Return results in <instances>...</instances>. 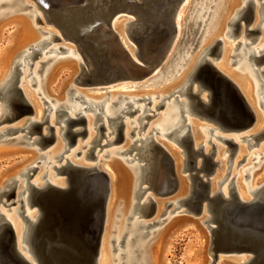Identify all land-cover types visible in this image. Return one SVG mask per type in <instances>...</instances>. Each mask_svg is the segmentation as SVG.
I'll list each match as a JSON object with an SVG mask.
<instances>
[{"label": "bare ground", "instance_id": "obj_1", "mask_svg": "<svg viewBox=\"0 0 264 264\" xmlns=\"http://www.w3.org/2000/svg\"><path fill=\"white\" fill-rule=\"evenodd\" d=\"M84 1H85L84 5L81 6V3H83ZM175 1L176 0H146V1L144 0H55L57 4L55 12L59 17H61L59 25L68 34L73 33V36L76 39V41L71 42V44H74L76 46L77 52H79L82 58L76 54V51L70 48L56 47L51 45L52 42L55 41L53 39V37L55 36L61 38V40L62 38L64 40L66 39L62 36L59 28H57L54 22L51 23L47 22L48 24H51L56 30H58L59 36L48 31L42 32L47 36L44 37L36 45H34L32 48L33 50L31 52L30 50H28V52L22 58V60L17 62V65H19V67L22 66V68H25L28 66V64L25 63V60L31 59V57L33 56V51H39L40 53L43 54L44 57L46 54L52 53L54 57L61 52L59 48H63L64 50L70 52L69 57L76 60L80 65L81 71L79 76L75 79L76 83L81 82L85 79H91L93 81L105 80L107 81L105 83L107 85L115 82H120L121 80L138 82L150 76L155 77L159 75L161 71L164 69L163 63L166 60V58L169 56L172 46L176 41H177L176 42L177 45L179 44L180 47L175 55L177 56V54L184 52L182 56L183 59L181 57L180 61H178V65L187 62L185 64L186 67H184L183 69L181 67V69L178 71L175 68L177 72L176 73L177 76H179L180 74L181 76L179 77L176 76L177 79L174 81L175 82L174 85L171 88H167L163 90L159 94L160 95L159 98H161V103L164 102L166 99H169V97H171L172 95L178 94L174 97V100L171 103V106H175V109L172 111L171 114L167 115L164 120H159V122L155 124V128H153V130L157 131V133H159L160 136L164 138L170 137L171 140H173L180 148V150H176L175 148H167L163 146L175 161L176 172L180 183L178 190L175 193H173L171 196L163 197V196L155 195L156 196L155 197L153 195L154 194L153 190L149 189V184L147 182V178H148L147 166L145 161L141 157L147 153V146L151 142V140H155L152 132H149L144 137L135 139L131 143L129 149L127 150H124L123 148H118L110 152L106 151L104 153L107 154L108 152L110 154L126 156L130 152L135 151V153L131 158L127 157L123 159V162L127 165V169L132 173V176L129 175L124 169H122L121 171L118 170L120 167L119 165L117 167L112 165H108V166L104 165L103 167H100L99 162L93 164L90 162L91 164H86L87 163L86 161V163H83V161L86 160L85 158H87L88 153H90L92 149L99 148L98 144H106V147L112 146L113 144L120 145L123 144V142L126 143L127 138L134 135L135 130H137V132L140 133L141 130H143L147 126V123H142L144 119H149V118H145L148 115L146 113L148 112L154 113V110L148 109L147 108L148 104H145L144 106L136 105V104L148 99L141 98L142 96H139L138 94H131L127 96H118V97H116L115 94H112L109 97V99H107L96 96L91 97L89 95L82 94L80 92H75V95H72L68 100L65 99L66 101L63 100L62 102L57 101L55 106L51 105V102H53L54 100H50L48 109H45V111L48 112L46 116H49V118L51 119L50 122L52 121L55 122L56 124L59 123L62 124L61 127L57 128L55 132L57 141H55L56 143L54 142V144H52V150L49 151L48 153H45L49 155V153L52 152L53 154L51 155L53 157L52 158L50 157L51 159H48V161H46L48 165L51 164L50 168L53 169V171L55 170L53 167L61 168L63 165L67 164V160H68L70 164H73L75 166L99 168L100 170H103L106 173H108V175L110 176L111 196L108 204L107 221L105 224L104 234L102 238L98 264H110L111 261L110 257L112 255L111 247H110L111 228H112L115 212L117 210V203L120 199L124 200L123 201L124 205L122 207L123 210L121 212L122 216L125 215L124 219L127 220L134 218L133 222L129 224L130 226L128 225V227L123 228L124 226L122 227V225L120 224L121 225L119 226L120 228L117 227L118 229L116 231L117 234L116 239L114 240L112 239L111 241L112 243L116 242L113 248V252L120 250L121 247H124V249H122L123 251L119 254V256H123L125 258L124 262H122L121 264H158L156 255L153 252H151L152 248H150L149 253L147 254L149 244H147L146 242L145 243L142 242V238L146 237L149 234H154L156 232H159L160 229L157 231H150L149 229L155 227L156 225L168 223L170 220L175 219L176 216H186L183 219L185 222H189L197 226L198 230L201 232L206 242L205 254L207 258L205 260L206 261L205 264H211L212 259L210 258V255L208 253L210 241H211V234H210V230L207 228V225L205 224V222L208 221L210 218L207 209L204 208L200 216H193L189 212H186L183 206L179 207V201L181 199L186 198L189 195V190H190V180L188 178V172L182 171L185 163V152L181 147L182 144L181 138L186 137V125L189 124L190 126L189 128H191V122L189 121L187 114L197 115L193 110L192 107L193 102L191 100V96L189 94L190 92L188 91L187 86L195 76L198 69L208 60L207 56L211 54L213 46H209L208 44L209 42L205 38L204 41L202 42L201 50L197 55L193 57L190 56L185 58L186 57L185 54L191 49V46H193L195 40L196 42H199V39H197L196 37L197 30L199 27H201V24L203 23L202 18L207 13L211 14V12L209 11V8H207L206 6L207 4L206 2H204L203 4L196 5L195 13L191 16V18H189L187 26L184 30V34H182L180 22L183 19V12H184L183 9L187 6L189 0L181 1L173 22L174 31L172 33L169 28V12H170L169 6L173 4V2ZM252 1L253 0H245L238 14L233 15L230 20H227V22L222 24V26L227 25L229 27L226 33L229 38L235 37L236 33H234V31L236 28V24L237 22L240 23L243 20L244 16L246 15V12L249 9V6L253 4ZM39 2L45 4L46 6L49 5L48 3H45V0H39ZM183 4L184 6H182ZM24 5L25 4H23L21 0H0V9L3 8V10H0V19L2 20L6 16H10L11 14L20 13L21 11H24L26 8L25 7L26 5L25 6ZM115 11L118 12L109 21V18ZM257 13L261 14L262 21H264V0L261 2L260 7H257ZM37 15H39L38 12L32 11L30 17L32 16V19L36 20ZM122 18L127 19V22H125L123 25L120 24L119 26H116V23ZM215 18L216 16H214L213 20ZM204 20H205L204 22H207V18ZM123 26H125L129 38L135 43L136 47L133 44L126 46L123 43L124 39H122L120 34L121 32H123L122 29ZM242 26L243 25H241V27ZM245 27L248 28L249 24L248 26L245 25ZM248 30L251 29L246 30L244 39H247L248 35L251 34L248 32ZM209 31L210 30L206 31L205 33L206 36L209 33ZM173 34H174V39L172 45L166 57L161 58L163 48L168 43L169 37L173 36ZM66 41L70 42L69 40ZM253 43L254 41L250 43L243 41L235 45L236 50L239 49V52L233 56L234 57L239 56L240 59L235 61L233 64H236L240 60H243L244 61L243 66H248L250 68H253L252 70L253 74H251V78L253 76L254 79L252 80L253 81L255 80L256 82L255 85L256 89L255 88L254 89L255 91H257V95L259 97L258 100L260 106L258 107L260 108L262 107L264 110V85H263L264 75L260 73V71L262 70L257 67L258 64L256 63L255 60V57L260 58V60L262 61L264 60V44L253 47L252 46ZM46 46H51V47L44 50ZM195 49L196 48H192L191 51L193 52ZM229 49L230 47L228 48L226 47L224 49L221 63L216 65H214L213 63L212 64L221 73L226 75L231 81H233L237 85L241 93L246 98L248 104L251 106L252 110L255 113V121L253 125L247 130V132L250 131L251 133L254 134L256 132V127L260 128L261 126L262 114L259 111L260 109L257 108L256 106L259 104H255L254 102L255 99H253V90L251 86L248 84L249 82L243 80V84H241L242 82H238L240 80L237 81L236 80L237 77L235 78L232 75L233 73L231 74L230 71L226 69L228 58L230 55ZM135 56L137 57V59ZM170 58L171 56L169 57V61ZM178 58L179 57H176V60ZM208 61L211 62L210 60ZM56 63L51 65L48 71L46 70L47 73L44 79H46L49 82L50 79L48 78L49 75L51 74L50 72ZM81 65L84 68V70L82 69ZM40 68L41 67H39L38 70ZM175 70H174V74H175ZM119 72L122 73L124 76L119 77L117 75ZM13 74H15L14 70L9 74L8 78L3 83L0 84V90L2 91L0 94V101L1 104L3 105V107H1L2 105L0 104L1 105L0 120L2 119L4 120L5 115L7 114L8 108L2 96L7 92V90L12 85ZM100 77L103 78L100 79ZM113 77L114 79L112 80ZM258 80H261V83H259ZM167 82L168 80L165 81L163 84ZM193 83L194 86L192 90L197 91L198 85H195L196 84L195 82ZM48 89L53 90V87H51V85L49 84ZM171 90L172 93L170 94ZM73 91L76 90L74 89L70 90L68 94H70ZM24 92H25V96L29 99V101L32 102V98L30 97L28 91L25 89ZM203 92H206L207 95H202L203 97H201V94ZM181 96H187L189 98V101L180 99ZM176 97L177 100H175ZM200 97L203 100L208 101V91L207 90L200 91ZM106 99L108 101L107 104H105ZM149 99L152 102H154L156 100V96L151 95ZM130 108H133L134 113L138 112V114L133 121H125L126 120L125 117L127 115H130L128 113L133 112L130 110ZM157 108L158 106H155V109ZM86 110L92 113L93 116L95 117L93 120L94 129L97 132L95 137L92 131V121L89 120L87 126V130L88 127L90 128V133L88 130L87 139L89 140L93 139L91 141L92 147L89 150H87V154L86 153L83 154L82 162L70 161L69 159L65 158L64 163L57 165L63 158L60 161L58 159L61 156L63 157L64 154L70 152L69 151L70 147L74 146V148H76L74 151H72V153H70L75 157L78 155L77 154L78 152L80 154L82 148L88 145L85 144L84 146H82V148L79 149L78 148L79 138L77 139L75 144L70 145L69 138L67 135L69 131V125H68L69 119L75 118L76 115L85 114L84 112ZM50 112L52 113L49 115ZM34 116L35 117L33 119H30L29 121L27 120L24 121L23 118L17 120V123L22 124V126L19 128H24L27 125H29L30 122L38 121V119L41 118L40 110L37 107ZM46 116H44L42 119H44ZM184 117L187 118V121H183ZM200 118H202V116H200ZM103 119H107L108 123L106 120L103 122L102 121ZM203 119L209 120L210 122H214L218 126V129L208 128V127L203 128L206 130V132H208L210 136L214 135L215 139L223 143H226L224 141V139L226 138L233 139V137L232 138L223 137L214 134L217 130H223L228 133H233L232 131L224 128L220 124V122H215L210 118H203ZM120 120H124L125 122V128L123 130V140L116 142V139L118 137L116 126L118 125ZM127 123L134 124V127L132 128L131 132L129 129H126ZM101 125L106 128L105 131L103 132H100L99 130V127ZM6 129L0 130V138L5 136L4 133ZM247 132L244 133L241 137H239V139L241 138L245 140V143L248 144L249 148H253L254 146H252L251 142L253 141V137L258 136V134L249 136L247 135ZM61 137L65 141V146L63 148L60 144V141L58 140ZM110 137L112 138L110 139ZM105 140L106 142L104 143ZM249 140H251V142H249ZM159 144L161 145V143ZM193 144H194L193 145L194 148H202L205 153L210 152V151L206 152L203 146L196 147L194 140H193ZM30 145H34V144L30 143ZM229 150H230V155L228 159L229 162H231V158H232L231 149L229 148ZM242 152H244V149L241 150V153ZM219 156L220 158H222V153H220ZM54 159H56V161ZM200 163L201 160L198 161V165H200ZM223 163L224 162H222V165ZM33 164L35 163H30L29 164L30 167L23 170V172H25L31 167H34L32 166ZM66 166H68V164ZM221 170L222 169H218L217 171H215L211 179L212 194L216 192H221V194L225 198H230V195L234 193L233 192V187H234L236 189V194L238 198L244 202H254L264 198V181L255 187L253 186V188L248 187L246 190H244L243 180L240 177L237 182L238 190L233 181L230 182L227 187L224 184L221 186V184L223 183L222 179L224 177V170L223 172ZM23 172H21V174ZM51 175L52 174L46 176L45 174H43L41 177L36 178L34 182H30V183H33L34 186H36L39 189H46L49 184L55 185L62 189L67 187L66 178H64L65 176L64 177L62 176V178L57 180L54 179L55 176H58V172L56 171L53 174L54 176L53 178L54 181H53ZM228 175H229V171L227 177ZM40 178H45V181L40 182L39 181ZM10 180H7L3 183L0 192L5 190V186L7 185L8 182H10ZM22 182H21V187L18 188V192L15 197V200L18 201L19 200L18 194L22 193L20 199L24 201V204L28 209L27 212L33 210L31 211V213H27L30 218V221L27 223L23 221L22 224L20 223L15 224L5 214L4 216H5V220H8L16 231L18 237L17 239L18 252L30 264H37L34 256V251L31 245V238L34 234L36 226L40 221V214L37 212V209L35 207L31 209L28 208L30 202L29 189L27 186L26 179H24V181ZM144 185L145 187H143ZM150 191H152L153 194L148 193ZM145 194H147L145 200L143 202H139L138 200ZM132 195L133 198L136 199L137 201H135L130 205V200L132 199L131 198ZM150 200L154 201L156 204L155 212L150 216L155 218L156 215H158L161 212L160 213L161 216L165 213L168 214V217L166 219L161 221L160 220L161 216H160L157 219L155 218L154 221L152 219L153 222L139 221L140 218H142L143 216H149L148 206ZM169 204H171L170 207H168ZM135 214H137V217H134ZM122 228L124 229L123 231ZM132 244L133 245L136 244V248L133 249ZM141 253L142 255L143 254L145 255L140 260L139 255L141 256ZM221 255H225V256H221ZM226 256L234 257L237 260L236 264H251L254 261V257L250 252L248 253L221 252L216 263L217 264L219 263L220 259H222L221 257H226Z\"/></svg>", "mask_w": 264, "mask_h": 264}, {"label": "rangeland", "instance_id": "obj_2", "mask_svg": "<svg viewBox=\"0 0 264 264\" xmlns=\"http://www.w3.org/2000/svg\"><path fill=\"white\" fill-rule=\"evenodd\" d=\"M21 1L26 6L27 5L31 6L30 9H28L29 7H26L24 5L26 7L24 11H21L20 13L11 14V15L9 14L10 16H6L2 20L0 19L1 20L0 21V84L3 83L8 78L9 74L14 70L15 74H14L13 80L15 79L19 80L17 81L15 88H18V87L21 88L24 95H25L24 90L26 89L30 97L32 98V102H30L29 99L25 96L27 100L29 101V103L30 104L32 103L31 106L34 110L33 111L34 113L25 114L22 117L24 121L27 119H33L35 117L34 115L36 112V107L40 110V117H41L40 119L42 120V118L48 114V112H46L45 109H48L50 100H54L53 102H51V105L55 106L57 101L59 102H62L63 100L66 101L72 95H75V92H80L82 94H86L91 97L96 96V97L107 98V99H109V97L112 94H115L116 97L127 96L131 94H138L139 96H142L141 98H146L148 100L141 101L137 103L136 105L144 106L145 104H148L147 108L154 110V113H149V112L146 113L148 115H151L152 116L151 118L144 119L142 121V123H147V126L143 130H141L140 133H138L137 130H135L134 135L128 137L126 140V143L123 142V144H120V145L113 144L112 146H107L101 152H99L100 148L92 149V153L91 154L88 153L87 158H85L86 160L83 161L82 160L83 154L84 153L87 154V150H89L92 147L91 141L93 139L92 140L87 139L88 136L84 139L83 138L84 136L82 135V136H79V140H78L79 147L78 148L79 149L82 148V146H84L85 144H88V145L82 148L80 151V154H78L75 157L71 155L70 153H72V151H74L76 148H74V146L70 147L69 148L70 152L64 154L63 159L57 165L64 163L65 158L69 159L70 161H79V162L83 161V163H86L87 161L86 164H91V163L93 164V163L99 162L100 167H103L104 165H107V166L112 165V166L117 167L119 165L120 167L118 170L121 171L122 169H124L129 175L132 176V173L127 169V165L123 162V159L127 157L131 158L133 154L135 153V151L130 152L126 156L110 154V153H107L106 155H104V153L106 151L110 152L118 148H123L124 150H127L129 149V147L131 146V143L135 139L144 137L149 132H152L155 140L161 143L162 146L180 150L179 146H177V144L173 140H171L170 137L164 138L160 136V134L157 133V131L153 130V128H155V124L159 122V120H164L165 117L171 114L172 111L175 109V106H171V103L173 102L174 97L178 94L172 95L171 97H169V99H166L162 103H161V98H159L160 96L159 94L163 90L167 88H171L174 85L175 83L174 81L177 79V77L181 76V74L177 76L176 70L178 71L181 69V67L182 69L186 67L185 64L187 62L181 65L180 64L178 65V61H180L184 52L177 54V56L175 55L178 52L179 47H180L179 44L177 45L176 43L177 41L174 42L169 56L166 58V60L163 63L164 69L161 71L159 75L155 77L150 76L138 82L121 80L120 82H115V83H111L107 85L106 84H96L92 86L81 85L75 82V79L79 76L80 71H81L80 65L76 60L69 57L70 52L68 51H61L59 54H57L54 57L52 53L46 54L45 57L43 56L42 53H39L35 57V59L30 62V64L32 65L31 67L27 66L25 67L26 69L22 68V66H20L21 68L19 66L17 67V62L22 60V58L26 55L28 50H30L31 52L33 50L32 49L33 46L36 45L44 37L47 36L46 34H43L42 32L48 31V32H51L59 36L58 30H56L51 24H48L43 14L36 10L35 2H33L32 0H21ZM244 1L245 0H189L187 6L183 9L184 11L183 19L180 22V26H181L182 34H184V30L187 26L189 18H191V16L195 13V6L206 2L207 3L206 6L207 8H209V11L211 12V14L207 13L202 18L203 23L201 24V27L198 28L197 33H196V37L197 39H199V42H196L195 40V43L193 44V46H191V49L188 52H186L185 58L190 57V56L193 57L197 55L201 50L202 42L204 41L205 38L209 42L208 43L209 46H213L212 51H211L212 54H209L207 56V59L210 60L211 63H213L214 65L222 62V55H223L224 49L226 47L227 48L230 47L229 49L230 55L228 58L226 69L230 71L231 74L233 73L232 75L235 78L237 77L236 80L237 81L240 80L238 82H242L241 84H243V80L249 82L248 84L251 86L253 90V99H255L254 102L255 104H259V100H258L259 97L257 95V91H255L256 82L255 80L254 81L252 80L254 79L253 76L251 78V74H253L252 72L253 68H250L248 66H243V63H244L243 60H240L238 63L233 64L235 61L240 59L239 56L234 57L233 55L239 52V49L236 50L235 48V45L239 42L244 41V42L250 43L254 41V43L252 44L253 47L264 44V21H262L261 14L257 13V7H260L261 2L263 0H253L252 1L253 4L251 5V8L254 11L253 21L249 24V27L246 28L245 20L243 19L240 22V25H243V26L239 28L238 32L235 34V37L229 38L226 34L229 27L227 25L222 26V24L227 22V20H230L233 15L238 14ZM184 4L182 6H184ZM0 10H3V8ZM32 11H36L39 13L40 16L37 21L33 20L32 16L30 17V15L32 14ZM214 16H216V18L213 20ZM206 18H207V22H204L205 21L204 19ZM125 22H127V19L122 18L116 23V26H119L120 24L123 25ZM122 29L124 33L121 32L120 34H121L122 39H124L123 43L126 46L133 44L136 47L135 43L129 38L126 32L125 26H123ZM247 29H255L257 31L254 34L248 35L247 39H244V35ZM207 30H210V31L206 36L205 33ZM51 45L56 46V47L70 48L76 51V54L79 57H81L79 52H77L76 46L74 44H71V42L64 40L63 38L62 40L53 41ZM49 47L51 46H46L44 50L48 49ZM192 48H196V49L192 52L191 51ZM170 56L171 58L169 61ZM176 57H179V58L176 60ZM29 61L30 59H26L25 63H28ZM41 62H44L45 64ZM54 63L56 64L53 66L50 72L51 74L49 75V78H48L50 79V82H49L44 78H45V75L49 67H51V65H53ZM39 67L41 68L38 70ZM257 67L261 70H264V64H258ZM20 70L24 72L20 74ZM174 70H175V74H174ZM206 77L212 79V75L210 73H207ZM167 80L168 82L163 84ZM263 81H264V78H263ZM258 82L261 83V80H258ZM195 83H196L195 85H198L197 82ZM49 84L51 85V87H53V90L48 89ZM73 89L76 91H73L70 94H68V92ZM171 93H172V90L170 91V94ZM151 95L156 96V100L154 102H152L149 99ZM202 95H207V93L203 92L201 94V97H203ZM107 99L105 100V104H107L108 102ZM180 99L189 101V98L187 96H181ZM0 104H1V101H0ZM155 106H158V108L155 109ZM256 106L257 108L260 109L258 110L262 114L261 126L260 128L256 127V132L254 134L251 133L250 131L248 132L246 131L247 135L249 136H252L255 134L259 135L262 133L261 134L262 136L257 140V145L254 146L253 148H249L248 144L245 143V140L241 138L239 139V137H241L246 132L228 133L223 130H217L214 133L215 135H218V136L231 137V138L233 137V139L235 140L237 144V148L233 149L231 162H229V159H228L230 155L228 144L215 139L214 135L210 136L208 132H206V130L203 129L205 127L218 129L217 124H215L214 122H210L209 120L200 118V116H197L194 114H187V117L189 121L191 122L190 131H191L193 140L195 142V146L196 147L203 146L206 152L211 151L215 153V161L218 162V165L216 166V171L218 169H222L221 171L223 172L224 170V177L222 179L223 183L221 184V186L224 184L227 187L229 183L231 182V179L234 178L233 182L235 186L237 187V182H238L239 177L242 178L243 180L244 190H246L248 187L253 188V186L255 187L264 181V172H263L264 171V110L262 107L261 108L258 107L260 106V104ZM1 107H3V105ZM130 110L133 111V108H130ZM51 113L52 112H50L49 115ZM84 113H85L84 114L85 118L87 119V126H88L89 120L92 121V131L95 137L97 133L96 130L94 129V124H93V120L95 117L93 116L92 113L88 112L87 110ZM137 114L138 112L134 113L133 115H127L125 117L126 119L125 121H133L135 117L137 116ZM72 117H75V116H72ZM40 119H38V121H41ZM34 120H37V119H34ZM105 120L107 121V119H103L102 121L104 122ZM51 124L55 128V132L57 128L61 127L62 125L61 123L56 124L55 122H52V121H51ZM13 126L21 127L22 124L17 123V121L8 120L0 124V130L13 127ZM133 127H134V124L127 123L126 129H129L131 132ZM88 130L90 133L89 127H88ZM25 132L26 131H19L15 133L14 135L4 136L0 138V189L3 183L10 179L18 180L20 182L18 183L19 185L18 188H20L21 182L24 181L25 179V177H23L21 172H23V170H25L26 168L30 167L29 166L30 163H35L32 166H35L38 169L37 171H35V175L29 180V182H34L36 178L41 177L43 174H45L46 176L52 174L51 177L52 179L54 178L53 174L56 171L55 170L53 171V169L50 168L51 164L48 165L46 163L48 159H51L53 157L51 156L53 154L52 152L49 153L50 156L48 154H45L52 150V145L50 144L42 145V146L41 144L30 145L31 140L38 137L37 135L39 134H32L31 136H29L30 140H26L22 138V139H15V140L10 141L11 139L19 138L23 136ZM45 133L47 132L45 131ZM111 138L112 137H110V139ZM58 140L60 141V144L63 148L65 146L64 139L61 137ZM105 142L106 140L104 141V143ZM253 143H255V140L251 142V144ZM243 149H244V152L241 153V150ZM220 153H222V158H220L219 156ZM42 155H45V157ZM94 155H96V157H94ZM54 160L56 161V159ZM55 161H52V162H55ZM222 162H224L223 165H222ZM228 171H229V175L227 177ZM47 172L50 174H48ZM62 176L63 177L65 176L64 178H66V175L62 173V175L58 174V176H55L54 179L56 180L60 179L62 178ZM39 181L44 182L45 178H40ZM143 187H145V185ZM237 190H238V187H237ZM148 193L153 194L152 191ZM146 195L147 194L142 196L138 201L143 202L146 198ZM153 195L155 196V194ZM131 198L132 199L130 200V205L134 203L135 201H137L136 199L133 198V195L131 196ZM8 199L9 200H7L6 196H3L1 198L2 202L7 201L6 202L7 205L16 201L15 198L12 197V193L9 194ZM123 201L124 200L122 199L118 201L117 210L115 212V216H114L113 223H112L111 236H110V247H111L112 255L110 257L111 259L110 264H121L122 261L124 262L125 258H123L124 260H122L121 257L119 256V254L123 251L122 249H124V247H121L120 250L113 252V248L116 242L112 243L111 241L112 239L113 240L116 239L117 237L116 231L118 228H120L119 226L122 225V227L124 226L123 228L128 227V225L131 224L134 219V218H131V219L125 220L124 219L125 215L122 216L121 212L123 210L122 207L124 205ZM2 202L0 203L1 213L9 217L15 224H19V223L22 224L23 219L16 213V208L19 207L18 206L19 203L7 207V206H3ZM31 211L33 210H30L27 213H31ZM160 213L156 215L155 217L156 219L161 216ZM150 215L143 216L142 218H140L139 221L153 222L155 218H153ZM134 217H137V214H135ZM167 217H168V214L165 213L160 217V220L162 221L166 219ZM185 217L186 216H176L175 219L170 220L171 222L169 221L168 223H165V224L156 225L155 227L149 230L157 231L160 229L159 232H156L154 234H149L146 237H143L144 239L142 238V242L144 243L146 242L147 244H149L147 254L149 253L150 248H152L151 252H153L156 255L158 264H205L206 263L205 260L207 257L205 254V246H206L205 239L203 235L201 234V232L198 230L197 226L189 222H185L183 220ZM123 228H122V231L124 230ZM132 248L133 249L136 248V244L135 245L132 244ZM142 253H141V256L139 255L140 260L145 255V254L142 255ZM221 256H225V255H221ZM210 258H211V255H210ZM221 258L222 259H220L218 264H224V263L225 264H236V261H237L234 257H230V256L221 257Z\"/></svg>", "mask_w": 264, "mask_h": 264}, {"label": "water", "instance_id": "obj_3", "mask_svg": "<svg viewBox=\"0 0 264 264\" xmlns=\"http://www.w3.org/2000/svg\"><path fill=\"white\" fill-rule=\"evenodd\" d=\"M32 1L35 2L36 10L43 14L46 22H54L66 40L76 41L73 33L68 34L60 27L61 17L55 12L57 5L55 0H45V3L49 4L48 6L39 2V0ZM181 1L183 0H176L169 6V28L172 33L174 31L173 22ZM84 3L85 1L81 3V6ZM26 7L30 8L31 6L27 5ZM117 12H113L109 21ZM39 16H36V21ZM243 19L246 26L253 21L251 6H249ZM236 28L234 33H237L241 28L239 22H237ZM256 31L255 29L248 30L251 34L256 33ZM53 39L61 40L56 36ZM173 39L174 34L169 37L168 43L164 46L161 58L166 57ZM59 50L66 51L63 48H59ZM39 53V51H33V56L27 63L29 67L32 66L30 62ZM255 60L257 64L264 63V60L262 61L258 57H255ZM82 69L84 70L83 67ZM22 73L23 71L20 70V74ZM207 73L212 75V79L206 77ZM260 73L264 75V70ZM117 75L119 77L124 76L120 72ZM13 77L14 74L12 79ZM102 78L100 77V79ZM17 81L19 80H13L11 87L2 96L8 108L2 122L17 121L27 113H34L21 88H15ZM106 82L105 80L85 79L78 82V84L92 86L105 84ZM193 82L198 84L197 91L192 90ZM187 89L190 92L195 114L202 116V118H210L215 122H220L224 128L233 133L246 132L253 125L255 113L244 95L233 81L208 60L198 69L189 82ZM203 90L208 91V101L200 97V91ZM1 92L0 90V94ZM175 100H177V97ZM133 113L134 111L128 114ZM151 117V115H147L145 118ZM183 119V121H187L186 117ZM29 120L27 119V121ZM68 125L67 135L70 145L75 144L79 136L87 137V120L84 114L70 118ZM189 127V124H187L186 137L181 138V147L185 152V163L182 171L188 172L190 190L189 195L179 201V207L183 206L185 211L193 216H200L204 208L207 209L210 218L205 224L211 234L208 250L212 258L211 264H216L221 252H250L254 257L251 264H264V198L254 202H244L238 198L236 193H232L230 198H225L221 192L212 194L211 179L218 165V162L215 161V153L211 151L205 153L202 148H194ZM116 128L118 132L116 142H119L123 140L124 120H120ZM105 129L102 125L99 127L100 132L105 131ZM19 131L26 132L23 136L10 141L22 138L30 140L29 136L32 134L39 135L31 140V144L52 145L56 141L55 128L51 124L49 116L41 121H32L24 128H7L4 135L11 136ZM261 136L259 134L253 137L255 143L252 146L257 145V140ZM224 141L228 143L232 156L233 149L237 148L236 142L230 138H226ZM98 146L100 148L99 152H101L106 144H98ZM42 156L45 157V155ZM62 158L61 156L58 160L60 161ZM141 158L147 166L149 189H152L156 196H171L178 190L180 183L175 161L162 145L155 140H151L147 146V153ZM199 160H201L200 165H198ZM67 164L68 166H66ZM67 164L61 168L53 167L58 174L63 173L66 175L67 187L64 189L52 184H49L46 189H39L33 183H30L29 180L38 169L35 166L22 173L27 181L30 194L28 208L35 207L40 214V221L31 238L34 256L37 264H98L111 196V179L108 173L99 168L75 166L70 164L68 160ZM18 183V180H11L7 183L5 190L0 192V203L3 196H6L9 200L10 193H12L13 198L16 197ZM21 194H18V201L9 205L6 204L7 201L2 202V204L9 207L19 203L16 213L27 223L30 218L24 201L20 199ZM148 209V215L154 214L156 209L154 201H149ZM17 239L14 227L8 220H5L4 214L0 211V264H30L18 252Z\"/></svg>", "mask_w": 264, "mask_h": 264}, {"label": "flooded vegetation", "instance_id": "obj_4", "mask_svg": "<svg viewBox=\"0 0 264 264\" xmlns=\"http://www.w3.org/2000/svg\"><path fill=\"white\" fill-rule=\"evenodd\" d=\"M2 123H3V122H0V124H2ZM233 192L236 193V189H235L234 187H233ZM120 257H121L122 260H124V259H123V258H124L123 256H120ZM122 262H123V261H122Z\"/></svg>", "mask_w": 264, "mask_h": 264}]
</instances>
